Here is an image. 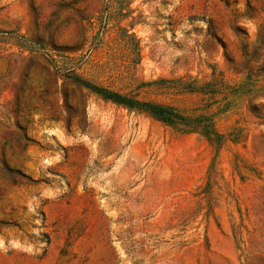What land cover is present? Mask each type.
<instances>
[{
    "label": "rangeland",
    "instance_id": "374dc122",
    "mask_svg": "<svg viewBox=\"0 0 264 264\" xmlns=\"http://www.w3.org/2000/svg\"><path fill=\"white\" fill-rule=\"evenodd\" d=\"M0 264H264V0H0Z\"/></svg>",
    "mask_w": 264,
    "mask_h": 264
},
{
    "label": "trees",
    "instance_id": "16d2710c",
    "mask_svg": "<svg viewBox=\"0 0 264 264\" xmlns=\"http://www.w3.org/2000/svg\"><path fill=\"white\" fill-rule=\"evenodd\" d=\"M76 80L81 86L100 94L104 99H108L128 108H137L146 111L154 118L167 124L177 126L182 130L199 131L215 144L219 143L221 140V135L214 128L213 120L209 116L189 115L173 105L141 100L127 93H120L105 87L92 85L88 81L78 77Z\"/></svg>",
    "mask_w": 264,
    "mask_h": 264
}]
</instances>
